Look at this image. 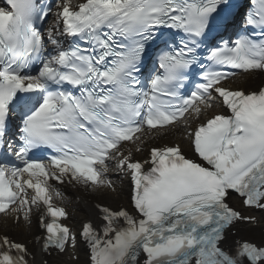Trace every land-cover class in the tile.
<instances>
[{"label":"snow or ice","instance_id":"6c2138e0","mask_svg":"<svg viewBox=\"0 0 264 264\" xmlns=\"http://www.w3.org/2000/svg\"><path fill=\"white\" fill-rule=\"evenodd\" d=\"M256 73L264 0H5L0 214L39 232L32 251L0 233V264L80 240L88 264H264L244 211L264 212V85L229 83ZM124 177L130 207L64 222L62 185L118 196Z\"/></svg>","mask_w":264,"mask_h":264},{"label":"bare ground","instance_id":"6f19581e","mask_svg":"<svg viewBox=\"0 0 264 264\" xmlns=\"http://www.w3.org/2000/svg\"><path fill=\"white\" fill-rule=\"evenodd\" d=\"M258 76L259 75L257 74L255 78ZM238 78L242 82H247V80L249 79L251 80L255 79L253 76H251L247 80H244L242 77H238ZM167 136L173 137L177 141H179L182 138V133H171ZM167 136H165L164 138H168ZM186 145L187 144H184V146ZM122 181L123 183H122L121 192L116 198H114L113 194L101 195L97 193V194L89 195V194H85L84 191L81 189L73 188L70 185H66V184L62 185L61 187L64 189L66 195L68 196L70 200V203L68 205V209L70 213V216L68 219L69 223L75 227L79 224L81 225V222L87 218H96L97 212H96V209L94 208V204L96 200H101L106 203H112V204H116L117 202L124 201L127 196L126 189H125L126 181L124 178H122ZM8 229L9 230L12 229V231H14L17 234L22 235L25 238L33 237L34 234H37L39 232L37 224H36L35 216L33 217V229L31 232H28L23 228L22 225L19 227H13L11 224V221H9L7 224V227H5L3 215H0V233L2 232V230H8ZM38 258L36 257L35 260L38 261L39 260ZM64 262L68 264L67 261H64Z\"/></svg>","mask_w":264,"mask_h":264},{"label":"rangeland","instance_id":"374dc122","mask_svg":"<svg viewBox=\"0 0 264 264\" xmlns=\"http://www.w3.org/2000/svg\"><path fill=\"white\" fill-rule=\"evenodd\" d=\"M75 264H84V261L81 260V261H79L78 263H75Z\"/></svg>","mask_w":264,"mask_h":264}]
</instances>
